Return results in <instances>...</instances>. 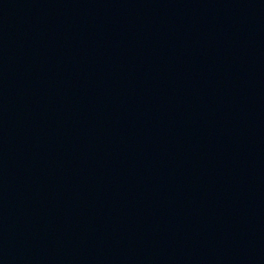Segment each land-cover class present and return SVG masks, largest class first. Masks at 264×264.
I'll return each instance as SVG.
<instances>
[{
  "label": "water",
  "instance_id": "water-1",
  "mask_svg": "<svg viewBox=\"0 0 264 264\" xmlns=\"http://www.w3.org/2000/svg\"><path fill=\"white\" fill-rule=\"evenodd\" d=\"M0 264H264V0H0Z\"/></svg>",
  "mask_w": 264,
  "mask_h": 264
}]
</instances>
